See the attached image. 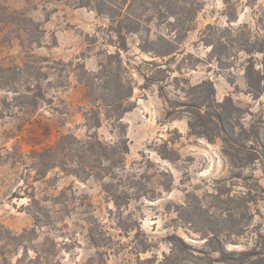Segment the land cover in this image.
Returning a JSON list of instances; mask_svg holds the SVG:
<instances>
[{"label": "rangeland", "instance_id": "obj_1", "mask_svg": "<svg viewBox=\"0 0 264 264\" xmlns=\"http://www.w3.org/2000/svg\"><path fill=\"white\" fill-rule=\"evenodd\" d=\"M79 1L0 0V67L38 61L45 98L29 114L25 98L14 100L16 93L0 86V264H18L36 251L45 264H167L166 254L173 264H264L257 254L264 240V161L244 160L219 137L193 134L187 115L168 117L166 99L184 97L175 76L179 86L210 79L217 101L234 113L237 134L242 124L264 145V92L254 96L247 80L249 66L264 77V0H183L201 5L189 32L155 18L150 30L126 34L120 53L135 107L121 122L103 115L95 129L85 118L93 103L79 64L97 72L118 50L117 36L106 14ZM149 33L177 39L175 51L162 57L142 50ZM167 75V81L145 78ZM95 132L110 144L128 137L127 171L113 184L124 200L125 192L132 197L121 207L105 190L110 179L60 167L44 177L38 172L34 150L63 134ZM36 208L52 220L36 224L30 213Z\"/></svg>", "mask_w": 264, "mask_h": 264}, {"label": "trees", "instance_id": "obj_2", "mask_svg": "<svg viewBox=\"0 0 264 264\" xmlns=\"http://www.w3.org/2000/svg\"><path fill=\"white\" fill-rule=\"evenodd\" d=\"M188 1V0H186ZM183 0H80L79 5H91L100 14H106L110 19V32L117 36V51L107 54L109 60L100 63V69L97 72H89L84 65L79 64V79L85 83L86 96L92 99L93 106L85 112L87 125L90 128H98L102 125L103 115L106 118L121 122L125 113L132 110L135 104L131 102L134 87L129 78L125 75L126 68L123 65L120 51L127 49L126 34L141 33L143 30H150L149 24L158 18L161 22L167 21L172 29L181 34L189 32L192 29V23L196 19L201 5H184ZM19 13L14 10L12 16ZM165 20V21H164ZM211 27V26H209ZM178 36H176L177 38ZM177 39L157 34L152 37L151 33L142 36L140 47L142 50L156 54V56H166L173 53L176 47ZM212 43L211 40H206ZM31 57V55H30ZM152 65H158L156 62H150ZM43 66L35 59H28L22 65H8L0 67V86L7 87L8 90L16 93L14 100L21 96L25 98L21 103L26 113H32L38 108L40 100H44L42 92L41 73ZM164 71V70H158ZM256 72L254 67L247 69V80L250 93L258 97L264 92V81L261 72L254 76ZM149 81H167L170 78H150ZM180 79L175 76L176 87H179L184 93V97L179 99L166 98L169 103L168 117L178 118L187 115L190 131L193 134L206 136L212 140L219 137L223 140L226 147H232L239 153L247 155L244 160L253 159L264 161V145L258 144L255 138H250L246 128L240 125V131L236 132V122H233L234 113L225 102H218L216 99V88L212 80H203L197 84L179 86ZM179 97V96H178ZM103 109L105 111L103 112ZM254 137L258 138L257 135ZM249 139L256 146H248L244 141ZM260 145V146H259ZM128 137L119 136L117 142L110 144L103 142L98 133H88L87 138H78L74 134H63L59 140L52 144L42 147L36 152L40 161L38 172L41 176L54 167H60L64 171L75 174L78 177L95 176L101 179H110L112 182L105 184V190L114 198L117 207H121L125 201L132 197L125 192V199L118 192H114L115 180L125 176L126 162L125 156L129 152ZM229 150V149H228ZM230 153V152H229ZM78 166H72L74 164ZM130 176V175H128ZM107 185V186H106ZM131 186V185H130ZM117 191V190H116ZM136 197L147 196L145 193H137ZM33 202L37 199L33 196ZM36 224L51 221L50 214L36 208L30 210ZM51 219V220H50ZM28 230L20 235L22 242H27ZM264 239V235H260ZM263 258L259 263H264V240L261 242ZM36 255L26 259H19L18 264L44 263V256L37 251ZM244 255L251 254L250 250L242 251ZM173 255H165L168 260H172ZM26 260V262H25Z\"/></svg>", "mask_w": 264, "mask_h": 264}]
</instances>
